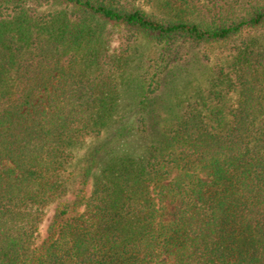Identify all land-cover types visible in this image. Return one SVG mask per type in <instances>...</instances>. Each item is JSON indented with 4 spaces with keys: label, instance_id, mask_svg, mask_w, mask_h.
Returning a JSON list of instances; mask_svg holds the SVG:
<instances>
[{
    "label": "trees",
    "instance_id": "obj_1",
    "mask_svg": "<svg viewBox=\"0 0 264 264\" xmlns=\"http://www.w3.org/2000/svg\"><path fill=\"white\" fill-rule=\"evenodd\" d=\"M261 31L264 0H0V264H264Z\"/></svg>",
    "mask_w": 264,
    "mask_h": 264
},
{
    "label": "rangeland",
    "instance_id": "obj_2",
    "mask_svg": "<svg viewBox=\"0 0 264 264\" xmlns=\"http://www.w3.org/2000/svg\"><path fill=\"white\" fill-rule=\"evenodd\" d=\"M143 6V8L145 10H147L148 12L150 13H154V14H159L161 13L158 12L153 6L151 5H148V4H141ZM258 35V38L260 39L261 41V44L264 46V31H261L260 33L257 34ZM117 37H118V34H114V40H112V42L110 43V49H111V52H114L118 46V40H117ZM232 59V56H231V53H229V51L227 50H223L222 49H215L213 50V53H211V59L210 61L205 64L206 68L210 69V71L212 73H217L218 72V68H217V65H223V67H225L227 69V66H228V63L231 61ZM234 99V98H233ZM50 217V213L47 214V217L42 225V232L46 226V223H47V220L49 219Z\"/></svg>",
    "mask_w": 264,
    "mask_h": 264
}]
</instances>
